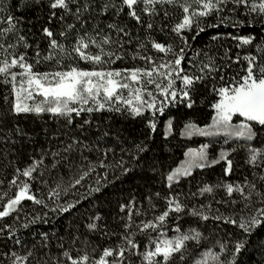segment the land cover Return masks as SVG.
<instances>
[{
	"label": "trees",
	"instance_id": "trees-1",
	"mask_svg": "<svg viewBox=\"0 0 264 264\" xmlns=\"http://www.w3.org/2000/svg\"><path fill=\"white\" fill-rule=\"evenodd\" d=\"M85 2L90 5V9L84 12L81 20L66 14L63 21L54 19L49 22L50 10L47 0H0V17L11 14L19 21L16 30L4 38L6 43L16 45L8 52L26 51L29 62L35 64L34 71L41 73L67 71L73 66L91 70L93 65L81 60L72 52V48L80 35L87 32L95 36L99 31L100 36L110 35L113 41L112 44L104 46L105 51H113L123 56L122 60L111 64V68H131L138 66L139 62H145L132 58L134 50L137 49V44L133 43L137 39L143 41L149 31L131 19L127 10L119 15H115L113 10L101 11L105 0H81L82 4ZM115 3L119 6L120 0H115ZM163 8L169 12L167 17L163 11H159L152 17L141 14L142 19L145 23H153L152 32L157 42L172 44L174 50L178 51L182 43L171 28L182 13L178 7L171 5H164ZM232 8L233 5L229 4L223 12H214L202 18L201 26L205 31L198 36L195 26L182 33L188 40L183 62L187 71L200 75L199 67L207 62L209 57L214 59L219 68L218 72L207 75L204 80L195 84L194 91L190 93L193 101L191 108H188L185 102L169 104L163 115L157 113L153 117L151 112L147 111L140 116L133 115L126 106L121 105L120 111L106 107L92 113H73L71 123L68 122L67 116L48 112L14 114L11 112L14 98L11 94V84L4 83V77L0 75V167L7 177L6 193L13 195L17 191L16 188L9 187L17 168L23 170L33 161L43 160L38 172L33 174L37 178L31 181L30 187L32 193L48 205L44 207L25 200L22 202L21 211L0 221V227L11 226L0 234V264H11L12 252L26 255L29 251L33 255L26 264H36L37 260L48 261V264H58V261L68 264L63 257L64 251H69L74 257L88 253L91 264L99 258L104 248L116 247L122 243L126 233L125 225L128 223V209L121 211L122 205L129 206L133 213L132 221L139 224L141 221L153 220L166 210L167 199L171 197H178L186 207L182 213H170L165 227L159 232L149 230L151 239H172L189 233L192 229L202 234L199 242H186L189 252L183 260L177 255L175 264H196L197 261L218 264L212 255L217 253L220 254V259L225 261H231L235 255V264H264V225L255 228L250 234H245L235 225L213 218L219 215L225 219H239L241 216H249L255 209L264 207L255 195V192L264 193V180L259 179L264 175V160L259 166L248 163L251 149L264 152V126L254 124L256 135L250 140L228 136L223 132L202 135L186 129V125L190 123L200 129L209 128L212 124L215 116L212 105L219 99L214 88L218 89L226 82L232 83L234 77L243 75L246 61L241 59L239 63L236 62L237 53L241 58L249 54L258 58L264 55V14L248 15L244 8L236 12H232ZM219 17L229 18L228 23L209 27L216 24ZM232 20L245 22L242 27H233ZM71 24H74L75 28L68 30L67 26ZM109 24L123 27L129 35L123 36L108 29ZM2 27H7V24L0 23V28ZM44 27H49L54 32V38L64 46L63 51L49 48V38L43 33ZM62 31H66L67 35L60 36ZM19 35L25 36L29 48L25 49L17 41ZM236 35H252L256 39L253 45L238 48V41L231 38ZM193 36L196 38L192 39ZM214 36L218 38L212 39ZM117 40L123 43V48L116 43ZM37 51L40 53V63H36ZM88 51L95 53L97 49L91 46ZM50 54L53 55L52 60H43L44 56ZM6 55L7 52L0 54V60ZM143 55L149 56L148 53ZM167 57L172 59L171 54ZM156 58L159 62L165 58V54L157 52ZM221 76L224 80L220 79ZM153 119L157 124L155 131L148 123ZM241 119L233 117V123H239ZM169 120L172 122L171 128L168 126ZM68 145H72V149L64 151ZM204 145L208 146L206 150L209 160L218 159L222 151L228 153V159L232 160L230 175H225L226 162L221 160L211 167L193 168L188 176H180L172 182L167 181V176L181 167L189 149ZM108 146L133 150L134 155L127 172L124 171L97 187L99 191L91 189L73 197L60 192V186L65 179L60 161L70 158L85 159ZM51 151L59 153L56 156L60 161L50 159ZM246 179L256 184L250 201H244L235 192L230 197L222 186L226 183L243 184ZM204 186L213 187L214 191L201 193L200 189ZM57 191L58 196L55 195ZM51 192H54L55 196L50 195ZM7 198L8 196L6 200ZM68 204L75 206L67 212L60 211V206ZM202 205L205 207L201 208ZM208 205H211L210 210ZM53 208L56 211H53ZM193 208L208 215L209 219L203 220L199 216H193ZM97 216L100 219L96 220ZM33 220L35 222H32ZM93 222L97 224V228L90 231L87 225ZM25 224L28 226L24 227ZM135 224L127 230L128 234L135 233L134 239L140 250H151L153 245L149 242L148 232H140ZM177 227L179 232L176 231ZM160 232L164 234L161 235ZM17 239L20 240L19 244L15 243ZM238 240L245 242L244 247L239 253H234L233 249ZM220 243L227 244V252L220 253ZM204 253L211 254L204 256ZM133 259L135 264H141L138 257Z\"/></svg>",
	"mask_w": 264,
	"mask_h": 264
},
{
	"label": "snow or ice",
	"instance_id": "snow-or-ice-1",
	"mask_svg": "<svg viewBox=\"0 0 264 264\" xmlns=\"http://www.w3.org/2000/svg\"><path fill=\"white\" fill-rule=\"evenodd\" d=\"M39 2V0H37ZM229 4L233 5L232 12H236L240 8H244L248 15L253 13L264 14V0H120L119 6L115 0H105L101 6V11L107 12L113 10L115 15H119L127 10V15L135 20L138 24L145 28L146 31H151L154 27L153 23L142 19L141 14H146L149 17L155 16L159 11H163L165 17L169 15L164 5L178 7L182 15L171 28L181 40L182 46L178 51L174 50L172 44H164L155 40H150V47L158 53H164L163 62H156L155 58L148 55H141L138 50L133 54V59L139 58L145 61V67L133 66L131 68L114 69L110 65L117 60H122L123 56L118 55L113 51H105V45L113 43L110 35L104 34L100 36L99 31L96 35H90L87 32L80 35L72 48V52L77 54L81 60H84L93 65L91 70L81 69L78 66L69 67L67 71L56 70L52 72L34 71L35 64L29 62L27 52L14 53L8 52L9 49L16 47L15 44L6 43L4 38L7 34L16 30V25L19 21L11 14L0 17V23L7 24V27L0 28V54L7 52L3 60H0V75L4 77V83L11 84V94L13 101L11 103V112L14 114L32 113L37 114L48 112L54 115L67 116L68 122L71 123V115L75 113L80 115L81 112L92 113L93 111L104 110L106 107L120 111L121 105L126 106L133 115L140 116L144 112H151L155 117L157 113L163 115L169 104L185 102L188 108L193 106V101L190 93L194 91L195 84L205 79L207 75L218 72L213 58L209 57L208 61L202 63L199 67L200 75H195L186 70L183 65L186 56V47L188 46L187 37L182 35L186 30H191L194 26L197 29L196 36L205 31L202 25V18H206L215 13H221ZM47 7L50 10L49 22L54 19L64 20L66 14L73 15L77 20H81L84 12L89 11L90 5L81 3V0H47ZM2 11V9H0ZM229 18L219 17L216 24L209 27H218L220 24H227ZM244 20H232L233 27H242ZM108 29L116 31L118 34L128 36L123 27L116 24L107 25ZM75 28L74 24L68 25L67 29ZM163 30V29H161ZM43 33L49 38V48L52 50H64V46L54 38V32L49 27L43 28ZM67 32H60V36H66ZM193 36L192 39H195ZM217 36L212 39H217ZM233 40L238 41L237 47L253 45L256 39L252 35L247 36H232ZM17 41L23 45L25 49L30 45L26 42L23 35L17 37ZM121 48L123 43L120 40L116 41ZM94 46L97 51L89 52L88 49ZM140 50L147 51L145 44H140ZM264 51V49H262ZM171 54L172 59H166ZM40 53L36 52V63H40ZM53 55L43 57V60H52ZM241 59L246 61V66L243 67V75L238 78H233L232 83H224L217 92L219 99L212 105L215 109V116L212 119V124L209 125V130L197 128L194 124L186 125V129L196 131L202 135H214L220 132L228 136L244 137L252 139L256 133L253 130L254 124L264 126V55L259 58L256 55H244L242 58L239 53L236 56V62ZM191 63V62H189ZM59 65V61H57ZM105 65L109 67L105 68ZM19 69V71H13ZM224 80V77H220ZM177 81L181 82V87L177 88ZM39 98V99H38ZM31 101L32 103H29ZM233 117L242 118L239 123H233ZM88 123V121H85ZM149 127L155 131L157 124L155 119L149 120ZM172 122L168 121V126L171 128ZM207 145L200 149H190L186 155L188 160L175 169L174 172L167 176V181L172 182L180 176H188L191 174V169L211 167L220 163L221 160L226 162L224 169L225 175H230L232 172V160L228 159L227 152H221L218 159L209 160L207 156ZM72 145H68L64 151H70ZM53 156L59 155L58 152L52 153ZM259 158V159H258ZM264 160V152L258 149H251V155L248 163L259 166ZM43 164V160L33 161V163L21 170L17 168L13 179L9 182V187L16 188L17 191L13 195L3 193V196H8L5 203L0 204V221L11 216L13 213H18L22 210V202L32 201L36 205L48 207L42 198H37L32 193L30 184L37 177L34 173L38 172L39 167ZM103 166V165H102ZM127 172V169H124ZM43 175V173H39ZM84 175H87L85 173ZM21 177L25 179H21ZM84 176H80L75 180V184H79ZM264 180V175L259 177ZM3 181L0 180V184ZM171 186V185H170ZM226 193L231 197L233 193H238L244 201H250L256 190V184L245 180L243 184L226 183L222 185ZM59 187V184L57 185ZM99 188L93 191H99ZM213 187L204 186L200 189L201 193H212ZM59 195V193H55ZM159 195V194H157ZM259 198V202L264 204V193L255 192ZM235 202V201H234ZM168 207L153 220L141 221L135 224L132 221V211L128 205H122L121 211L128 209V223H126V233L123 236L122 243L116 247H106L102 250V254L98 259L91 264H135L133 257H138L141 264H175L176 257L185 259V254L189 252L186 245L187 241H197L201 239V233L195 229L189 233L178 235L172 239L152 240V232H159L166 225L167 218L170 213H182L186 207L178 197L167 199ZM74 204L60 206V211L67 212L73 208ZM205 206H201L203 208ZM211 209V205L207 206ZM56 211L55 208L52 209ZM193 216H199L203 220H208L209 216L195 208L191 210ZM39 218V217H37ZM217 220H225L226 223L235 225L245 234H250L255 228L264 225V207H260L252 211L249 216H241L239 219L231 217L224 218L222 216L213 217ZM96 220L100 219L98 216ZM32 222H35L33 220ZM135 224L140 232H148L149 242L153 245L151 250H140L139 244L134 239L135 233L128 234L129 229ZM28 225L25 224L24 227ZM10 225L0 227V234H3L6 229H10ZM87 228L96 230L95 222L89 223ZM179 232V227L176 229ZM163 235V232H160ZM16 244L20 240L15 241ZM244 241L238 240L235 243L233 252L239 253L244 247ZM220 253L228 251L227 244L220 243ZM211 253H204V256ZM7 255V254H4ZM29 251L26 255H19L12 252L10 259L11 264H26L32 256ZM218 264H235V255L231 261L220 259V254H212ZM63 257L66 258L68 264H89L90 256L88 253L78 256H72L69 251L63 252ZM111 258V259H109ZM36 264H48V261L37 260ZM58 264L61 262L58 261ZM196 264H204L203 261H197Z\"/></svg>",
	"mask_w": 264,
	"mask_h": 264
},
{
	"label": "rangeland",
	"instance_id": "rangeland-1",
	"mask_svg": "<svg viewBox=\"0 0 264 264\" xmlns=\"http://www.w3.org/2000/svg\"><path fill=\"white\" fill-rule=\"evenodd\" d=\"M153 29L150 32H148V36L146 35L143 38V41L137 39L133 44H137V49L134 50L135 53L139 50L141 55H143L144 53H148L149 56L154 57L156 60L157 52L155 49H152L150 47V43H149L150 40L156 41V38L154 37V32H152ZM140 44H145L148 50L146 52L140 50L139 48ZM166 59H171V58L167 57ZM159 62H163V60H160ZM145 66H146L145 62H139L138 64V67H145ZM181 86H182L181 82L177 81V88ZM29 103L32 102L29 101ZM204 129L209 130V128H204ZM201 147L202 146L191 149L198 150ZM189 150L187 151V153L189 152ZM52 153H54V151H51L49 153L50 159L60 161V159L57 156H53ZM133 155L134 154L132 149L108 146L101 148L97 154L87 157L85 159L70 158L64 161L63 160L60 161V164L62 166L65 175V179H63V182L60 186V192L62 193L64 192L68 196L70 195L69 197H73L80 195L87 190H91L103 185L113 177H116L122 172H124V169L125 168L127 169L129 167ZM186 160H188L187 155L185 156V159L182 164H184ZM85 173H87V175H84ZM82 175L84 176V179L81 180L79 184H75V180ZM0 180L3 181V183L0 184V195H3V193H6L7 177L4 174L1 167H0ZM57 192L59 193V191ZM50 195H54V192H51ZM5 201H6V196H3V199H0V204L5 203Z\"/></svg>",
	"mask_w": 264,
	"mask_h": 264
}]
</instances>
